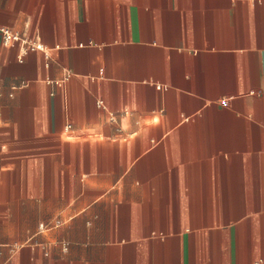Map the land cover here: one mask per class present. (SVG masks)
Instances as JSON below:
<instances>
[{
    "label": "crops",
    "instance_id": "obj_1",
    "mask_svg": "<svg viewBox=\"0 0 264 264\" xmlns=\"http://www.w3.org/2000/svg\"><path fill=\"white\" fill-rule=\"evenodd\" d=\"M0 25L43 46L0 38V264H264V0H0Z\"/></svg>",
    "mask_w": 264,
    "mask_h": 264
},
{
    "label": "built area",
    "instance_id": "obj_2",
    "mask_svg": "<svg viewBox=\"0 0 264 264\" xmlns=\"http://www.w3.org/2000/svg\"><path fill=\"white\" fill-rule=\"evenodd\" d=\"M0 38H1V42L4 45L10 44L12 42L20 43L23 52L26 50H33V49L43 50V46L41 44L31 41L25 35L21 34L19 31L13 30L12 28L7 26L0 25ZM98 105H101V102H98ZM69 127L70 124L66 126V128Z\"/></svg>",
    "mask_w": 264,
    "mask_h": 264
}]
</instances>
